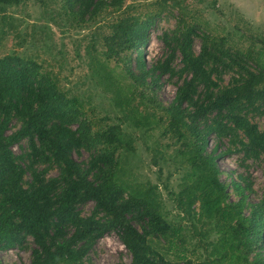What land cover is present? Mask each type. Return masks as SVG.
I'll list each match as a JSON object with an SVG mask.
<instances>
[{
	"label": "trees",
	"instance_id": "trees-1",
	"mask_svg": "<svg viewBox=\"0 0 264 264\" xmlns=\"http://www.w3.org/2000/svg\"><path fill=\"white\" fill-rule=\"evenodd\" d=\"M20 1L0 0V7ZM121 5L122 0H61L65 13L80 22ZM2 21L6 23L4 16ZM150 23L125 16L109 25L117 44L134 50L141 47L136 51L137 70L122 66L120 76L127 79L129 93L123 101L129 104L138 95L151 110L141 115L131 105L129 114L138 113L131 120L138 127L159 125L161 136L180 143L175 154L183 157L188 178L176 193L183 214L193 217L191 206L198 201L197 218L201 222L213 219L225 234L222 244L236 251L228 259L264 264V195L250 203L245 217L242 207L248 192L244 190L250 185L245 188L233 181L238 198L231 200L218 179L216 160L230 150H241L243 158L257 159L263 154L264 159V130L251 120L264 118V67L249 50H231L223 37L206 33L200 35L201 47L195 54L191 30H186L180 37L165 39V57L146 68L142 52ZM7 25L10 28L11 23ZM176 51L180 63L175 66L171 62ZM40 68L14 51L0 55V249L21 246L29 236L34 244L30 264H83L92 244L105 233L115 232L131 254L129 263L117 264H198L187 256L183 226L160 211L156 191L120 178L117 149H132L130 135L119 124L92 131L82 103L76 96H67L51 74ZM93 72L108 85L112 78L116 80V92L125 89L103 63H95ZM225 73L229 74L227 83H223ZM164 74L176 76L174 96L167 104L156 100ZM12 120L15 128L9 131ZM210 135L217 141L215 147L222 139L229 147L217 154L215 147L205 151ZM22 140L26 146L17 154L12 147ZM81 149L88 151V158L78 161L73 153ZM51 169L57 173L49 175ZM86 201H92L93 207L82 215L78 206ZM193 232L200 234L198 229ZM153 237L164 238L165 249L176 251L177 259L153 249L149 243ZM178 243L181 247H176ZM254 248L258 250L250 258ZM214 252L218 259L227 253Z\"/></svg>",
	"mask_w": 264,
	"mask_h": 264
},
{
	"label": "rangeland",
	"instance_id": "rangeland-1",
	"mask_svg": "<svg viewBox=\"0 0 264 264\" xmlns=\"http://www.w3.org/2000/svg\"><path fill=\"white\" fill-rule=\"evenodd\" d=\"M65 12L68 11L61 7V0H21L18 4L0 7V55L14 51L40 65V72L48 71L67 96H76L82 103L83 113L91 121L92 131L119 124L130 135L132 149H117L118 153L121 152L120 178L131 185L151 187L156 191L164 217L183 226L181 233L188 248L187 256L194 263L205 264L212 259L211 264H242L234 258L228 259L236 251L227 243L222 244L224 233L218 230L215 221L202 218L201 222L197 218L200 210L198 201L195 200L191 206V211L194 209L195 212L193 217L184 215L182 208L177 207L176 193L186 182L184 178H187L186 163L183 157L175 154L180 143L168 135L161 136L159 125H134L132 117L151 109L146 107L145 101L138 95L129 104L123 101L124 96L129 93L127 79L120 75L124 65L137 70L136 51L141 47L137 46L134 50L117 44L115 38L111 39L112 29L109 25L125 16L151 21L144 31L148 41L142 52L146 68L165 57L168 51L165 39L169 40L176 35L180 37L179 33L186 30H191V45L195 54L201 47L200 35L206 33L210 37H223L224 45L231 50H249L259 65L264 67V0H122L119 9L108 8L98 13L93 20L84 22L73 19ZM3 16L6 23L2 21ZM10 23L8 28L7 24ZM17 35H20V40ZM107 53L110 55L106 56ZM179 60L180 54L176 51L171 65H179ZM95 63H103L115 75L118 82L124 85L123 92L115 91L113 83L116 80L113 81V78L108 85L94 76ZM222 78L223 83H227L229 74L225 73ZM175 81L176 76H161V85L156 91L157 101L164 104L170 102L175 92ZM130 106L135 107L138 113L131 116ZM251 120L264 130L262 116H253ZM14 125L12 120L9 131L15 128ZM208 139L205 151L210 152L217 141L212 135ZM25 146L26 141L22 140L12 148L18 154ZM227 147L229 145L226 140L222 139L213 152H223ZM73 157L78 161L86 160L88 151L81 149L80 153L74 152ZM216 160L218 179L224 183L231 200L238 198L233 181L245 188L250 185L249 190H244L248 192V197L242 207V214L248 217L250 203L259 202L264 195L263 154L257 159L243 158L241 150H230ZM56 173L55 169L49 171V175ZM92 207L93 202L86 201L78 209L82 215H87ZM235 222L236 219L233 218L231 224ZM196 229L200 234L195 235L193 231ZM261 242L264 249V230L261 231ZM149 243L169 259H177L176 251L165 249L164 238L153 237ZM33 246L31 237L27 236L21 246L0 249V264H30ZM179 246L181 247V243L176 247ZM216 250L227 252L225 258L218 259L219 255L215 256V252L212 254ZM257 250L258 248H254L249 257H253ZM130 259V252L117 234L108 232L92 244L83 264L129 263Z\"/></svg>",
	"mask_w": 264,
	"mask_h": 264
}]
</instances>
